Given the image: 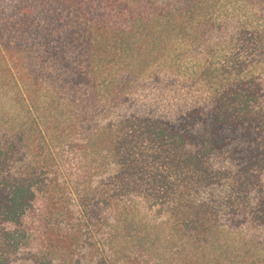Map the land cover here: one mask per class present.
Segmentation results:
<instances>
[{
    "label": "trees",
    "instance_id": "obj_1",
    "mask_svg": "<svg viewBox=\"0 0 264 264\" xmlns=\"http://www.w3.org/2000/svg\"><path fill=\"white\" fill-rule=\"evenodd\" d=\"M255 52L264 0H0V264H264Z\"/></svg>",
    "mask_w": 264,
    "mask_h": 264
},
{
    "label": "rangeland",
    "instance_id": "obj_2",
    "mask_svg": "<svg viewBox=\"0 0 264 264\" xmlns=\"http://www.w3.org/2000/svg\"><path fill=\"white\" fill-rule=\"evenodd\" d=\"M219 52H212V54H216ZM236 53V52H235ZM257 57L255 58L252 67L249 69L251 72L257 73L260 72L261 69H264V52H255ZM223 54L229 55L230 52H223Z\"/></svg>",
    "mask_w": 264,
    "mask_h": 264
}]
</instances>
